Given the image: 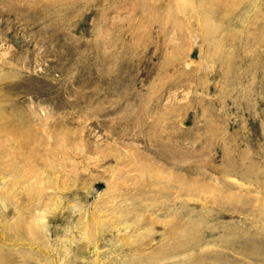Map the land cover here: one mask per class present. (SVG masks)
I'll list each match as a JSON object with an SVG mask.
<instances>
[{"label": "rangeland", "instance_id": "rangeland-1", "mask_svg": "<svg viewBox=\"0 0 264 264\" xmlns=\"http://www.w3.org/2000/svg\"><path fill=\"white\" fill-rule=\"evenodd\" d=\"M0 264H264V0H0Z\"/></svg>", "mask_w": 264, "mask_h": 264}]
</instances>
